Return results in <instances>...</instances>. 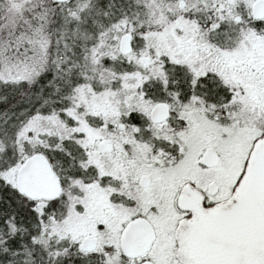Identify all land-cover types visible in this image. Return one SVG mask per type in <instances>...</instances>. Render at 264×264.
Listing matches in <instances>:
<instances>
[{
	"label": "snow or ice",
	"instance_id": "1",
	"mask_svg": "<svg viewBox=\"0 0 264 264\" xmlns=\"http://www.w3.org/2000/svg\"><path fill=\"white\" fill-rule=\"evenodd\" d=\"M0 264H264V0H0Z\"/></svg>",
	"mask_w": 264,
	"mask_h": 264
}]
</instances>
